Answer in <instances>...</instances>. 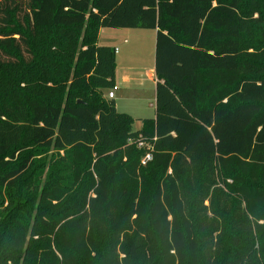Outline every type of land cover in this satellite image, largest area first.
<instances>
[{"label": "trees", "instance_id": "16d2710c", "mask_svg": "<svg viewBox=\"0 0 264 264\" xmlns=\"http://www.w3.org/2000/svg\"><path fill=\"white\" fill-rule=\"evenodd\" d=\"M102 28L156 30L138 130ZM0 264H264V0H0Z\"/></svg>", "mask_w": 264, "mask_h": 264}, {"label": "rangeland", "instance_id": "374dc122", "mask_svg": "<svg viewBox=\"0 0 264 264\" xmlns=\"http://www.w3.org/2000/svg\"><path fill=\"white\" fill-rule=\"evenodd\" d=\"M112 28H103L101 42L104 43L107 36V32H111ZM126 34L129 36V42L124 43L123 37H115L114 42L121 48V54L117 56L119 60V75L133 76V72L136 69L141 68V87L135 90L136 97L131 98L133 93L132 87L124 85L122 89L115 90V102L118 107V111L121 113H128L133 117L143 115L145 117H152L156 113V86L154 82L149 79L147 69L153 65L155 61V47H156V30L152 29H129L126 28ZM110 41V40H108ZM101 43V45H103ZM139 67V68H138ZM135 68V69H133ZM134 85V82L130 84ZM128 95V96H127ZM143 126V123L135 118L134 130H138ZM63 154L62 152H60ZM55 156L52 159V156ZM58 156L53 151H49L47 154H38L34 159L35 173L34 177L40 179V185L42 188L44 184L53 179V172L50 171L51 165L57 160ZM8 202L5 203V206ZM32 208L37 210L40 203L33 202Z\"/></svg>", "mask_w": 264, "mask_h": 264}, {"label": "crops", "instance_id": "0c3cea01", "mask_svg": "<svg viewBox=\"0 0 264 264\" xmlns=\"http://www.w3.org/2000/svg\"><path fill=\"white\" fill-rule=\"evenodd\" d=\"M113 30H111V32H107V36L105 38V40L107 39V41H105L104 43L101 42V38H102V33H103V28L100 30V35H99V44L101 45V43L103 45L106 46H112L116 48V56H118L119 54H121V48L118 47L117 44L113 43L114 42V38L115 37H123V42L127 43L129 42V36L126 34V28H112ZM110 40V41H108ZM113 42H112V41ZM139 68V67H138ZM135 69V68H133ZM141 68L134 70L133 72V76H129V75H122V77H120L119 75V60L117 59V69H116V77H115V82L116 85L118 86V89H122L124 85H128V87H132L131 89H133V93H131V98L136 97V93L135 90H138V87H141V83H142V79H141ZM147 74L150 80H152V82H154V85L156 86L157 84V76H156V72H155V61L153 63V65H151L148 69H147ZM132 82H134V85L131 86L130 84H132ZM128 96V95H127ZM116 98V96H115ZM114 98V100H115ZM135 99V98H134ZM117 107V104H116ZM118 110V107H117ZM156 115V113H155ZM155 115H153L150 118H154ZM139 119L142 122V119L148 118L145 117L143 115H138L137 117H134Z\"/></svg>", "mask_w": 264, "mask_h": 264}, {"label": "built area", "instance_id": "2783aa9c", "mask_svg": "<svg viewBox=\"0 0 264 264\" xmlns=\"http://www.w3.org/2000/svg\"><path fill=\"white\" fill-rule=\"evenodd\" d=\"M117 89H118V86L115 84V86L107 92V97L109 99H114L115 96H116L115 95V90H117ZM150 159H151V155L148 154V155H146V158H145L144 162H146L147 160H150Z\"/></svg>", "mask_w": 264, "mask_h": 264}]
</instances>
